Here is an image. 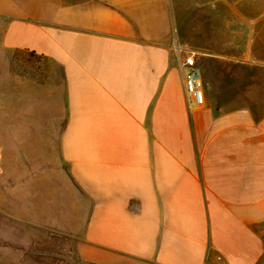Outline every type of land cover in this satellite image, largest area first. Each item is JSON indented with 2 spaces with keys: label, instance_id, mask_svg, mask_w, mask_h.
<instances>
[{
  "label": "crops",
  "instance_id": "crops-1",
  "mask_svg": "<svg viewBox=\"0 0 264 264\" xmlns=\"http://www.w3.org/2000/svg\"><path fill=\"white\" fill-rule=\"evenodd\" d=\"M0 264H264V0H0Z\"/></svg>",
  "mask_w": 264,
  "mask_h": 264
},
{
  "label": "built area",
  "instance_id": "built-area-1",
  "mask_svg": "<svg viewBox=\"0 0 264 264\" xmlns=\"http://www.w3.org/2000/svg\"><path fill=\"white\" fill-rule=\"evenodd\" d=\"M174 49L179 55H182L186 50L178 42L175 43ZM185 87L190 104L201 105L204 103L203 81L200 77V68L195 64L190 65L185 71Z\"/></svg>",
  "mask_w": 264,
  "mask_h": 264
}]
</instances>
